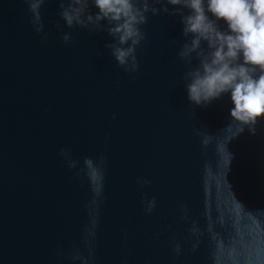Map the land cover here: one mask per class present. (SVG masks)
<instances>
[{
  "label": "water",
  "instance_id": "95a60500",
  "mask_svg": "<svg viewBox=\"0 0 264 264\" xmlns=\"http://www.w3.org/2000/svg\"><path fill=\"white\" fill-rule=\"evenodd\" d=\"M60 11L45 0L42 40L25 0H0V264H264V120L188 100L178 15L149 13L129 74Z\"/></svg>",
  "mask_w": 264,
  "mask_h": 264
},
{
  "label": "clouds",
  "instance_id": "9594fccd",
  "mask_svg": "<svg viewBox=\"0 0 264 264\" xmlns=\"http://www.w3.org/2000/svg\"><path fill=\"white\" fill-rule=\"evenodd\" d=\"M25 3L33 14L35 30L47 40L40 12L45 0ZM60 8L68 27L106 31L111 42L105 47L129 74L139 71L137 49L146 40L143 26L149 13L178 15L186 41L178 55L189 65L196 61L183 77L188 100L207 106L227 96L229 115L242 126L241 131L246 126L255 133L254 126L264 120V0H60ZM93 8L97 11L92 12ZM63 40L70 43L71 34L65 33ZM60 155L69 167H76L78 161L71 159L70 150L61 149ZM104 162V157L99 164L92 158L84 161L93 176ZM138 183L143 186L146 181ZM155 206L153 198L146 211L150 213ZM73 260L89 264L79 253Z\"/></svg>",
  "mask_w": 264,
  "mask_h": 264
}]
</instances>
